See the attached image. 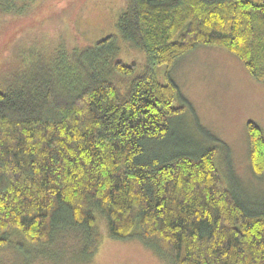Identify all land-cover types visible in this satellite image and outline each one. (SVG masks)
Instances as JSON below:
<instances>
[{"label":"trees","instance_id":"16d2710c","mask_svg":"<svg viewBox=\"0 0 264 264\" xmlns=\"http://www.w3.org/2000/svg\"><path fill=\"white\" fill-rule=\"evenodd\" d=\"M32 1L0 0V19ZM118 30L143 65L116 57L109 34L66 53L33 40L0 75V248L45 245L69 225L89 257L103 220L110 237H136L171 264H264V199L243 197L218 149L150 152L183 119L169 72L195 45L228 50L264 80V0H126ZM247 133L261 177L264 135L253 121Z\"/></svg>","mask_w":264,"mask_h":264},{"label":"rangeland","instance_id":"374dc122","mask_svg":"<svg viewBox=\"0 0 264 264\" xmlns=\"http://www.w3.org/2000/svg\"><path fill=\"white\" fill-rule=\"evenodd\" d=\"M125 7L126 0H33L18 16H3L0 75L13 63L16 51L33 40L47 48L56 45L58 52L66 53L75 43L94 42L109 34L116 38V57L143 65L142 50L118 30ZM156 72L163 82L164 66ZM169 75L179 89L175 104L182 102L180 96L188 104L183 119L173 120L171 135L150 152H183L188 144L207 142L220 151L221 168L225 174L229 170L227 177L241 188L243 197L249 203L263 200L264 174L256 177L250 167L247 122L256 123L264 135V80L252 77L228 50L200 44L180 56ZM98 223L101 237L89 257L82 254L81 230L64 225L48 244L27 245L20 239L1 247L0 264H171L138 238H112L104 221Z\"/></svg>","mask_w":264,"mask_h":264}]
</instances>
